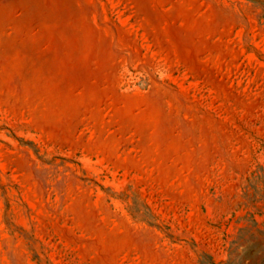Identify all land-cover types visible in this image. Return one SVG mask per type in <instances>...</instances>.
I'll use <instances>...</instances> for the list:
<instances>
[{
  "label": "rangeland",
  "instance_id": "1",
  "mask_svg": "<svg viewBox=\"0 0 264 264\" xmlns=\"http://www.w3.org/2000/svg\"><path fill=\"white\" fill-rule=\"evenodd\" d=\"M0 264H264V0H0Z\"/></svg>",
  "mask_w": 264,
  "mask_h": 264
}]
</instances>
